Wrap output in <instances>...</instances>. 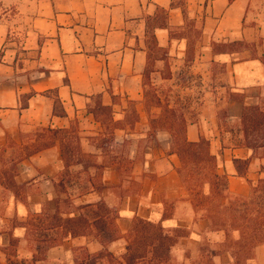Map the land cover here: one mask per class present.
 <instances>
[{"label":"crops","instance_id":"0c3cea01","mask_svg":"<svg viewBox=\"0 0 264 264\" xmlns=\"http://www.w3.org/2000/svg\"><path fill=\"white\" fill-rule=\"evenodd\" d=\"M177 2L0 0L2 261L12 237L20 242V256H33L27 221L34 214L55 212L59 205L72 211L64 216H73L101 201L119 212L123 237L108 244L116 255L125 253L126 235L137 217L171 232L192 228L181 241L195 242L192 255L202 233L215 245L226 241L225 231L211 230L209 220L196 212L171 131L154 128L146 105L145 113L139 105L156 59L153 35L166 54L182 57L189 38L174 31L185 26L187 13L197 18L202 36L190 67L201 71L197 64L203 63L206 73H214L210 64L219 62L220 69L216 78L211 75V90L197 117H187L186 136L190 141L208 138L218 171L229 177L231 194L248 196L251 182L264 178V156L241 144V120L246 105L264 101V44L258 43L257 53L249 48L214 51L215 41L256 40L245 25L244 0H187L186 9ZM97 96L111 107L114 122L124 123L131 103L139 106L141 121L109 131L92 111ZM105 139L109 143L103 144ZM70 147L80 155L67 167L63 153ZM238 160L249 161L246 176L239 173ZM66 173L74 180L63 192L59 183ZM68 198L70 208L63 205ZM104 247L94 235L69 236L48 250V258L76 264L78 249L97 253ZM214 260L228 264L230 255L219 253ZM250 264H264V243Z\"/></svg>","mask_w":264,"mask_h":264},{"label":"trees","instance_id":"16d2710c","mask_svg":"<svg viewBox=\"0 0 264 264\" xmlns=\"http://www.w3.org/2000/svg\"><path fill=\"white\" fill-rule=\"evenodd\" d=\"M152 41L156 46L154 35ZM214 51L218 50L214 48ZM262 59L264 62V56ZM101 109L112 111L111 107L103 104ZM92 111L106 124L96 110ZM166 121L173 136V147L181 157L179 172L189 188L193 204L202 211L201 217L209 220L211 230L225 231V243L234 259L233 264H250L255 259L256 247L264 243V178L251 182L248 196L232 195L228 175L218 171L217 158L211 152L210 140L203 137L199 141H190L186 136L187 119L184 116L169 117ZM241 123V144L264 156V101L246 105ZM106 142L109 143V140L105 139L103 144ZM78 154L73 147L64 151L67 167L68 161L74 160ZM237 163L239 173L246 176L244 167L248 166L249 161L238 160ZM73 180L72 175L66 173L59 183L61 190L67 192ZM93 185L95 187V183ZM86 190L88 186L85 184L83 191ZM71 203L70 198L63 201L67 208H70ZM63 212L72 211H62L58 205L55 212L34 214L27 221V238L33 256H20V242L12 237L5 261H2L0 254V264H39L48 261V250L51 247L61 244L69 236L82 235H94L105 247L97 253H91L87 248L78 249L76 264H172L173 248L180 237L185 236L174 234L160 223L137 217L126 235L125 253L116 255L108 248V244L123 237L118 225L117 209L101 201L84 205L78 215L64 216ZM200 251L202 260L195 264L212 263L214 256L220 252L204 247Z\"/></svg>","mask_w":264,"mask_h":264},{"label":"rangeland","instance_id":"374dc122","mask_svg":"<svg viewBox=\"0 0 264 264\" xmlns=\"http://www.w3.org/2000/svg\"><path fill=\"white\" fill-rule=\"evenodd\" d=\"M246 2V16L245 25L251 27L250 31L255 34L256 40H239L234 42H214L213 47L216 50H238L242 48H249L253 53H257L258 43L264 44V0H244ZM179 5L186 9L187 0H178ZM163 13V10H160ZM176 36H186L189 38L186 54L182 57L169 56L167 51L163 48H159L157 45L153 46L155 54V61L153 65L147 71L145 76L144 86V99L140 104L141 111L145 113V105L147 112L150 115V120L154 128H167L168 122L166 119L169 117L180 118L184 116L190 120L197 117L201 106L204 104V98L211 90L210 85L211 75L216 78L217 72L220 69L219 62H214L211 67L214 70L210 73H206L205 64H197L198 69L192 70L195 50L201 40L202 29L201 24L197 18L190 17L187 13V19L185 26L181 29L174 31ZM197 68V67H196ZM239 96V95H238ZM137 103H131L127 113V119L123 122H114L112 117V111H105L101 109L102 104L99 97H94L92 109L96 110L100 117L105 121V127L110 131L116 125H126L128 127H135L137 121H141V111L139 110ZM111 119V120H110ZM188 122V120H187ZM169 130V129H168ZM110 140V138H109ZM169 207L171 206L170 203ZM168 206V205H167ZM198 215H201L202 211L199 210L193 204ZM66 207V206H65ZM169 209V214H170ZM210 223V222H209ZM211 228V224H210ZM170 230V229H169ZM192 228H176L173 229L174 234H183L185 236L191 235ZM180 237L178 244L180 246L173 249L172 252V264H195L202 260L201 247L208 248L210 250H219V253H229L230 261L228 264H233V257L228 250L226 243L222 245H215L208 237V235L202 233L200 244L198 246V252L196 255H192L193 249H195V242L185 241L181 243L183 238ZM227 238V237H226ZM194 243V244H193ZM215 257V256H214ZM39 264H62L57 261H42ZM208 264H218L213 258V262Z\"/></svg>","mask_w":264,"mask_h":264}]
</instances>
